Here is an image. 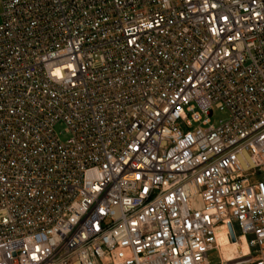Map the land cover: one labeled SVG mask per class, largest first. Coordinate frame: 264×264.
<instances>
[{"label": "built area", "instance_id": "2783aa9c", "mask_svg": "<svg viewBox=\"0 0 264 264\" xmlns=\"http://www.w3.org/2000/svg\"><path fill=\"white\" fill-rule=\"evenodd\" d=\"M229 226L264 264V0H0V264H212Z\"/></svg>", "mask_w": 264, "mask_h": 264}, {"label": "rangeland", "instance_id": "374dc122", "mask_svg": "<svg viewBox=\"0 0 264 264\" xmlns=\"http://www.w3.org/2000/svg\"><path fill=\"white\" fill-rule=\"evenodd\" d=\"M224 118L225 117L223 115L215 112L213 114V117H211V122L212 124H216L220 120H223ZM224 237L226 238L225 241H229L230 245L227 246L226 243L222 241L221 249L219 250V252L215 251L212 254V260H213L212 264H245L247 259L237 260V261L235 259V257L237 256L236 250L238 249L239 245L235 242L230 241L226 236V232H224ZM220 260L222 261L221 263Z\"/></svg>", "mask_w": 264, "mask_h": 264}, {"label": "bare ground", "instance_id": "6f19581e", "mask_svg": "<svg viewBox=\"0 0 264 264\" xmlns=\"http://www.w3.org/2000/svg\"><path fill=\"white\" fill-rule=\"evenodd\" d=\"M223 231L226 232V236H227L226 229H220L216 233V237L215 238H216V241H217V247H216V251L217 252H219V250L221 249L222 241H224L227 246L230 245L229 241H225L226 238L224 237V232ZM227 238L230 240V238L228 236H227ZM232 242H235V243H237L239 245L238 249L236 250L237 251V256L235 257L236 261L237 260H245L248 257L249 253H250V249H249L248 242L246 241V239L243 236H239V239H236V240H234Z\"/></svg>", "mask_w": 264, "mask_h": 264}, {"label": "water", "instance_id": "95a60500", "mask_svg": "<svg viewBox=\"0 0 264 264\" xmlns=\"http://www.w3.org/2000/svg\"><path fill=\"white\" fill-rule=\"evenodd\" d=\"M229 237H230V240L231 241H234L235 238H234V234H233V231H232V228L229 226Z\"/></svg>", "mask_w": 264, "mask_h": 264}]
</instances>
